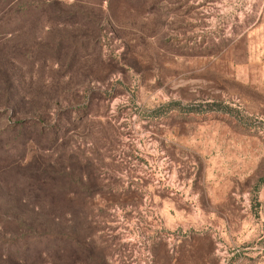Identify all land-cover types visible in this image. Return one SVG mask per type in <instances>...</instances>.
Listing matches in <instances>:
<instances>
[{"label":"rangeland","instance_id":"obj_1","mask_svg":"<svg viewBox=\"0 0 264 264\" xmlns=\"http://www.w3.org/2000/svg\"><path fill=\"white\" fill-rule=\"evenodd\" d=\"M29 231L68 238L21 264H264V0L1 1L0 243Z\"/></svg>","mask_w":264,"mask_h":264},{"label":"trees","instance_id":"obj_2","mask_svg":"<svg viewBox=\"0 0 264 264\" xmlns=\"http://www.w3.org/2000/svg\"><path fill=\"white\" fill-rule=\"evenodd\" d=\"M3 0H0V2ZM26 9H21L22 12L27 11ZM16 124V123H15ZM31 127L41 126V123L38 121L29 122ZM53 127V128H52ZM55 125L47 126L48 129H55ZM68 237L66 235L54 234L52 232L47 231H29L23 234L15 235L12 238L5 240V243H0V256L3 259L12 258L15 260L14 262L17 264H21L20 262H26L29 257L38 250L46 251L48 250L53 242L58 241L59 243L66 244V239ZM4 244H6V249H2ZM44 247V248H42ZM3 252V253H2ZM11 260V259H9Z\"/></svg>","mask_w":264,"mask_h":264}]
</instances>
